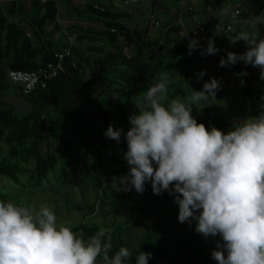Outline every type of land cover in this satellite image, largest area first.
Wrapping results in <instances>:
<instances>
[{"label":"trees","instance_id":"1","mask_svg":"<svg viewBox=\"0 0 264 264\" xmlns=\"http://www.w3.org/2000/svg\"><path fill=\"white\" fill-rule=\"evenodd\" d=\"M24 12V5L20 2H10L4 7L0 2V143L8 149L5 151L0 146V178H6L21 189L31 190L48 183L49 176L58 166H68L75 173L73 168L80 159L75 155V144L70 137L79 134L86 113L92 112L94 119L100 120L102 125L96 130L92 127L90 135L85 136L83 158L92 161L97 168L106 169V176L104 186L92 204L77 206L65 200L68 211L81 214V220L71 226L72 230L85 242L100 228L109 230L108 225L87 221L96 213L98 205L106 206L114 218L121 217L122 220L114 219L112 231H108L102 240L107 242V236H111L113 248L110 255L120 247L128 248L131 258L126 264H136L140 252L152 253L148 264H215L212 252L202 249L210 237L205 238L195 231L196 221H192L191 226L185 222L183 229L172 236L145 231L134 242L126 240L130 230L144 229L150 219L157 220L165 229L169 228L178 220L179 208L167 191L155 195L150 182L145 184L142 194L134 187L130 191L119 190V185L113 183L114 177H123L129 170L123 158L127 151L125 136L131 127L129 117L137 112L136 102L157 82L162 72L170 74L169 101H185L188 97L186 84L191 81L192 70L197 76L201 71L205 73L198 80L201 89L204 82L212 78L204 60L198 59L195 51L189 55V49H170L161 54L163 49L175 43L169 38L170 32H166L165 42L154 48L135 40V33L121 24L127 19L124 14L115 15L85 4L72 8L71 13L77 18L95 21L102 27H69L67 31L75 34V38L70 46L71 56L64 61L66 72L50 80L46 88L24 94L19 86L9 82L8 72H35L52 61L55 52L68 47L53 39L56 33H60L56 0H30L29 14ZM6 13L27 28L10 20ZM255 17H264V11L245 16L247 20ZM125 49H130L128 55ZM221 57L225 58V54L219 50L211 58L220 61ZM232 67L237 73H247L242 93L250 102V113L258 116L263 110L258 106L259 98L251 91L249 79L261 84L264 80L254 74L251 64L239 61ZM112 83L118 87L117 93L122 99V103L115 107V121L111 120L104 99L112 91L104 84ZM13 95L29 109L28 113L16 111L10 98ZM191 108L197 122L204 123L209 130L216 127L227 133L235 127V123L207 107L193 104ZM110 124L114 129H123L119 142L104 135ZM27 165L32 166L29 183L24 180ZM122 165L123 168L119 169ZM79 190L83 195L86 189L80 184ZM7 198H11L9 194L0 190V199ZM54 213L58 217V213ZM98 260L102 264V260Z\"/></svg>","mask_w":264,"mask_h":264},{"label":"clouds","instance_id":"2","mask_svg":"<svg viewBox=\"0 0 264 264\" xmlns=\"http://www.w3.org/2000/svg\"><path fill=\"white\" fill-rule=\"evenodd\" d=\"M183 37L189 41V55L197 49L201 55L219 51L212 37L206 48L196 37ZM239 40L246 42L247 51L228 52L219 65L243 61L258 67L264 80V38L241 33ZM204 75L201 71L197 79ZM169 83L170 74L160 73L136 102L125 136L123 158L129 170L114 177V185L142 194L150 182L155 195L167 191L178 205L180 223L196 221L198 234L220 237L211 253L217 264H264V111L240 120L227 133L209 130L193 117L191 105L210 106L220 82L212 77L201 90L191 89L186 102L169 101ZM122 132L110 124L104 135L119 142ZM108 231L102 227L85 242L70 226L58 225L47 205L35 209L0 201V264H97L98 258L102 264H126L131 252L120 247L110 255L111 236L102 240ZM151 257L140 252L136 264H148Z\"/></svg>","mask_w":264,"mask_h":264},{"label":"rangeland","instance_id":"3","mask_svg":"<svg viewBox=\"0 0 264 264\" xmlns=\"http://www.w3.org/2000/svg\"><path fill=\"white\" fill-rule=\"evenodd\" d=\"M114 5L118 6V12L129 13L132 17L130 20H123L121 24L128 30L133 31V28L136 26L135 40L138 42L142 41L144 36L145 23L144 19L140 15L143 8H153L154 0H134L133 4H124L122 0H110ZM170 4V0H157L160 4ZM184 4L189 5V0ZM1 4L7 6L10 2H20L24 5V14L28 15L30 11V0H0ZM58 16L57 22L60 25V33H56L53 37L55 41L61 42L62 44L72 45L74 44L75 34L67 31L72 25L89 27L97 29L101 27L96 23L90 25V21L86 18H77L71 13L72 8L82 7L84 3L88 4H102L106 5L108 2L106 0H56ZM222 3L227 4L228 10L233 12V10H241L242 16L238 20H232L227 23L232 24V31L225 32V37L219 39L220 50L225 54L227 58L228 52H233L236 54H242L247 51L248 45L245 41L239 40L241 33L248 34L249 38H264V17H255L252 20H247L246 15H252L254 13H259L264 11V0H194V12H196L194 20L195 24L187 19V16L184 13V18L188 24L189 33L193 37H200L202 34L199 33L198 27L206 26V20L203 15L202 10H200L201 5L209 6L210 8L218 6L222 8ZM134 5H137L134 9ZM239 6V7H238ZM95 7V6H94ZM7 14V13H6ZM10 20L16 21L20 27L27 28L24 23L20 22L18 19L8 15ZM136 16V17H134ZM218 17V14H217ZM163 20H165L163 18ZM226 21V20H225ZM224 22L220 23V29H225ZM161 32V29L154 28L153 34ZM125 54L128 55L127 50L125 49ZM207 66L210 68L211 77L216 78L221 87L216 92V97L211 101L210 106H206L201 102L198 107H207L225 120L231 121L233 123H238L240 120L249 117H255L250 113V102L244 97L242 89L245 87V79H240L238 73L234 71L231 64L227 67H221L219 62L214 58H208L204 60ZM244 63L243 61H240ZM192 77L190 83L186 84L188 88V96L191 95V89L201 90V86L197 79V72L192 70ZM254 74L260 75V69L254 67ZM178 77L177 75H175ZM181 79V78H180ZM114 78L112 79V81ZM243 81V85L241 84ZM251 91L254 96L258 97L260 102L258 106L261 110L264 111V84L258 83L253 79H249ZM104 86H109L111 93L108 94L104 99L107 100L106 110L109 112L111 120L115 121L114 113L115 107L117 104L122 103L121 97L118 95V87L112 83L110 85L104 84ZM11 92H14L11 89ZM11 98L12 103L15 106L16 111L19 114H26L29 112V109L21 103L15 95ZM101 122L98 119H94V114L91 112L86 113V120L81 124L80 132L77 136L70 137L74 142V152L77 157H79V163L74 166V172L72 173L68 166H58L54 173L49 176L48 183L44 184L42 188L38 189H21L12 183H10L6 178H0V190L9 194L11 198L3 199L0 201L8 202L13 201L19 205L29 206L35 209H39L41 205H47L52 208L54 212L58 213L57 223L58 225L64 224L66 226L76 225L81 220V214L75 210L68 211L64 202L66 199L70 200L75 205H90L95 199V196L100 192L104 186V179L106 176V169L97 168L92 161L85 160L83 158V144L85 142V136L90 135L92 127L96 130L98 127H101ZM211 130V129H210ZM0 146L7 151V146L3 143H0ZM32 166H25L24 180L25 182H30V170ZM123 168V165L119 169ZM109 170H112V167H108ZM82 184L85 187L84 194H81L79 190V185ZM121 221V217L114 218L109 209L106 206L98 205L96 213L88 218L87 221H94L99 225H108L110 227L109 232L113 228V220ZM183 224L178 220H175L169 228H163L155 219H150L146 222L144 229L133 228L130 230V236L126 240L134 242L142 233L145 231H154L158 235H169L172 236L176 231L183 229ZM220 237H210V240H207L202 245V249L205 251L212 252L216 249V241ZM226 255V253H225ZM97 264H100L97 260ZM217 264V261L215 262Z\"/></svg>","mask_w":264,"mask_h":264},{"label":"crops","instance_id":"4","mask_svg":"<svg viewBox=\"0 0 264 264\" xmlns=\"http://www.w3.org/2000/svg\"><path fill=\"white\" fill-rule=\"evenodd\" d=\"M186 1L188 0H185V2ZM189 1H190L189 5H187L183 3L184 2L183 0H170V4L168 5V4H163V1L160 4V2H157V0H154L153 8L151 7L148 9L143 8L141 10L142 12L140 13L142 18L145 20L144 21L145 29H144V36L142 38V41H144L148 46L152 45L155 48L156 46H160L165 42L166 32H170L169 38H172V40L175 43L171 44V46H169L168 48L163 49L160 52L161 54L168 52L170 49H174V50L188 49L187 45L189 41L187 38L183 36L186 34H188L189 37H193V36L191 35V33H189L188 24L183 16L185 13V15L187 16V19H189L191 22L195 24L194 17L196 14V12H194L195 10L194 0H189ZM207 1H210V0H206V2ZM106 2H108L106 5H102L98 3H94L90 5L98 6L102 9H106L115 15L121 16L122 14H124L127 17L126 20L131 19L132 16L129 13L118 12L119 7L114 5L112 1L106 0ZM222 2H224V0H222ZM133 3H134V0H131L129 5ZM85 4H88V3H84V5ZM136 6L137 5H134V9L136 8ZM236 9L238 8L236 7ZM200 10H202L203 15L206 20V26H200V27H204L207 29V32L205 34H202V36L200 37H196L199 40V44L201 45V48L207 47L209 37H212L214 40L215 39L219 40L221 36L225 37L224 30L220 29V23L229 22L232 20L233 21L238 20L241 17V16L240 17L233 16L232 12L224 7L219 8L218 6H214L210 8L209 6L201 5ZM217 14H218V17H217ZM163 18L165 20H163ZM155 22H158L159 24L156 26L154 24ZM90 23H91L90 25H92V23L98 24L95 21L94 22L90 21ZM229 24L232 26L231 23ZM101 27H98L97 29ZM154 28H159V30L161 29V32L153 34L152 32ZM136 29L137 27L135 26L132 31L135 34H136L135 32ZM130 49H126L127 52H129ZM197 50H195V53Z\"/></svg>","mask_w":264,"mask_h":264},{"label":"built area","instance_id":"5","mask_svg":"<svg viewBox=\"0 0 264 264\" xmlns=\"http://www.w3.org/2000/svg\"><path fill=\"white\" fill-rule=\"evenodd\" d=\"M231 2L232 0H228ZM124 4H129L131 0H122ZM222 7L228 9L227 4L222 3ZM94 9L103 10L102 8L95 6ZM233 16L240 17L241 11L239 9H235L232 12ZM225 29L224 32L232 31V26L224 22ZM156 26L159 24L158 22L154 23ZM199 33L205 34L207 29L204 27L198 28ZM215 41V47L220 50L219 40ZM70 46L63 48L53 54L52 61L48 62L44 67L38 69L35 72H22V71H9L7 74L8 80L11 84L15 86H19L24 94H29L38 89L46 88L48 82L52 79H55L59 76H62L66 72V67L64 65V61L71 56ZM215 55V54H214ZM214 55H201L200 49L196 51L195 56L198 59L205 60L211 58ZM244 71H240L238 73L239 78L242 80L246 75H243Z\"/></svg>","mask_w":264,"mask_h":264},{"label":"water","instance_id":"6","mask_svg":"<svg viewBox=\"0 0 264 264\" xmlns=\"http://www.w3.org/2000/svg\"><path fill=\"white\" fill-rule=\"evenodd\" d=\"M88 74H90V72H88Z\"/></svg>","mask_w":264,"mask_h":264}]
</instances>
